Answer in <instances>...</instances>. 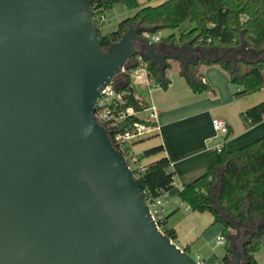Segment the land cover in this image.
<instances>
[{
	"label": "water",
	"instance_id": "1",
	"mask_svg": "<svg viewBox=\"0 0 264 264\" xmlns=\"http://www.w3.org/2000/svg\"><path fill=\"white\" fill-rule=\"evenodd\" d=\"M90 1L0 0V264H199L153 220L96 99L135 54L163 72L169 60L186 69L247 52L252 62L264 49L190 39L161 50L140 23L102 47ZM216 208L235 228L230 264H247L264 218Z\"/></svg>",
	"mask_w": 264,
	"mask_h": 264
},
{
	"label": "trees",
	"instance_id": "2",
	"mask_svg": "<svg viewBox=\"0 0 264 264\" xmlns=\"http://www.w3.org/2000/svg\"><path fill=\"white\" fill-rule=\"evenodd\" d=\"M121 3L125 8L134 10L133 15L122 19L115 30L101 32L107 12L116 4ZM90 11L96 32L102 47L119 40L126 28L140 23L154 33L162 30L170 32L160 34V42L182 44L193 40L198 44V38L210 37L211 45L221 48L245 45L255 50L264 49V0H165L157 5H142L138 0H91ZM101 16L105 17L103 20ZM188 22L189 26L182 28ZM242 55V54H241ZM148 74L162 89H166L169 79L167 70L171 67L166 62L165 69L160 72L156 64L147 59ZM216 63L228 76L230 83L236 86L235 96L255 92L264 87V58L255 61H245L243 58L232 60H200L196 64H188L185 69L178 64V73L183 76L190 89L195 93L209 91L213 88L205 80L202 65ZM138 64H136L137 66ZM126 105H132L137 110L148 103H141L133 97L134 89L126 84ZM240 118L246 127L252 126L264 117V100L240 112ZM139 120L134 116L127 122H122L111 131L126 129L128 123ZM164 145H156L142 151L141 156H149L163 151ZM172 160L169 156L159 158L133 169L137 186L144 199H153L162 192L178 197L186 202L191 211L210 212L214 223H221V235L225 238V254L221 258L224 264H230V236L235 232L234 226L225 222L216 208L217 203L222 211L228 213L233 220L245 222L246 208L251 223L264 218V135L254 141L239 147L222 144L218 157L208 170L198 176L192 183L178 188L174 180V171L170 168ZM219 186L216 194V182ZM174 210V211H173ZM159 222V226L172 240L177 237L175 228L169 223L173 209ZM264 247V225L252 233L244 246L247 264H258L255 253ZM189 251L187 246L183 248Z\"/></svg>",
	"mask_w": 264,
	"mask_h": 264
},
{
	"label": "crops",
	"instance_id": "3",
	"mask_svg": "<svg viewBox=\"0 0 264 264\" xmlns=\"http://www.w3.org/2000/svg\"><path fill=\"white\" fill-rule=\"evenodd\" d=\"M157 44L161 50L167 48L166 43ZM204 71V78L212 88L214 87V93L193 92L185 78L178 73L177 67L166 73L169 79L166 89L158 87L152 90L143 82L137 85L141 99L154 105L159 111V129L153 134L158 135L159 139L138 148L132 144L131 150L136 164L142 166L160 156H169L177 185L190 184L205 173L217 160L222 144L228 147H239L264 135V117L260 122L246 127L239 115L247 107L263 100L264 94L250 100L242 98L244 97L242 95V97L235 96V86L230 83L227 74L216 63L206 65ZM157 89H159L158 93ZM213 118L226 121L227 133L222 134L213 129ZM161 144L164 145V149L160 153L141 156L143 150ZM218 186L216 185V194ZM173 209H170L168 213L173 212ZM178 211L180 210L176 212ZM176 212L171 216H174ZM181 215L184 219L173 225L177 237L172 241L180 248L187 246L189 251L197 253L204 260L222 258L225 248L223 255L218 256L215 253L219 246H224L215 244L217 237L221 234L222 224L214 223L213 215L207 211H190ZM210 224L213 227L208 229Z\"/></svg>",
	"mask_w": 264,
	"mask_h": 264
},
{
	"label": "built area",
	"instance_id": "4",
	"mask_svg": "<svg viewBox=\"0 0 264 264\" xmlns=\"http://www.w3.org/2000/svg\"><path fill=\"white\" fill-rule=\"evenodd\" d=\"M101 18L103 20L105 19L103 16H101ZM141 36L156 44L160 42V34L154 33L149 29L142 31ZM197 42L200 45L209 46L211 38L207 37L203 39L200 37ZM143 58V55L135 54L133 65L129 63L126 67H122L120 72L112 78L110 83L100 89L94 111L96 119L110 132L123 121L127 122L134 116L139 118V120L128 123L125 130L116 131L114 134H111L112 143L125 156L132 170L139 168L131 150L133 142L138 138H145L153 135L155 131L159 129V111L154 105L148 103L140 110H137L132 105H126V96L128 94L127 91L123 90L124 85L129 84V86L134 89L133 97L137 99L139 103H141L142 99L137 90V85L143 82L149 89L158 86L154 79L148 74L147 62L144 61ZM136 64L138 65L136 66ZM212 127L216 132L222 134L228 131L226 121L221 118H213ZM170 168H172V163L170 164ZM176 186L182 188V185L176 184ZM146 204L153 220L161 231L163 230L159 226V222L170 209H179L182 214L191 211L190 206L186 202L180 200L178 197L170 196L167 192H162L153 199L148 198ZM215 244L225 245L224 236L220 234ZM192 257L199 264H224L221 258L204 260L197 253H194Z\"/></svg>",
	"mask_w": 264,
	"mask_h": 264
},
{
	"label": "rangeland",
	"instance_id": "5",
	"mask_svg": "<svg viewBox=\"0 0 264 264\" xmlns=\"http://www.w3.org/2000/svg\"><path fill=\"white\" fill-rule=\"evenodd\" d=\"M142 5H157L165 0H138ZM134 13V10H130V9H127L124 7L123 4L121 3H116L113 7V9L109 10V12H107V19L104 23V25L100 28V31L101 32H108V31H112V30H115L118 26V23L124 19L125 17L127 16H131L133 15ZM189 26V23L188 22H185L183 25H182V28H185ZM170 31L169 30H162L160 31V34H167L169 33ZM230 58L233 60L234 58H243L245 60H250V59H254L253 57H250V55L248 53H245V54H242V55H230ZM263 58H264V54H263ZM171 63V67L168 69L167 73H169L170 71L174 70L177 66H178V62L176 60H171V61H168ZM207 65H212V64H207ZM202 71L203 73L205 74V68H206V65H202ZM211 85V84H210ZM158 86L152 88L153 89H156L158 88ZM212 87V86H211ZM214 88V87H213ZM236 88V86H235ZM234 88V89H235ZM156 92L158 93L159 92V89L156 90ZM264 94V87L255 91L254 93H248V94H244L240 97L242 98H245L247 100H250L256 96H262ZM264 100V99H263ZM263 100H260V101H263ZM259 101V102H260ZM140 139L142 138H138L136 139V142H134L133 144L135 145V148H138L139 146H145L147 145L149 142L150 143H153L154 141H157L159 139L158 135H151L150 137L148 138H145L144 140L140 141ZM181 211H178L174 214V216H171L169 218V223H172L173 225L177 222V221H180L182 219H184V216L181 215L180 213ZM213 227V225H209L208 226V229ZM224 246H219L218 249L215 251L216 255L218 256H221L223 255V252H224ZM189 254L191 256H193L194 252L192 251H189ZM255 260L257 261L258 264H262L264 263V247H261L256 253H255Z\"/></svg>",
	"mask_w": 264,
	"mask_h": 264
},
{
	"label": "flooded vegetation",
	"instance_id": "6",
	"mask_svg": "<svg viewBox=\"0 0 264 264\" xmlns=\"http://www.w3.org/2000/svg\"><path fill=\"white\" fill-rule=\"evenodd\" d=\"M247 233V232H246ZM244 234H245V232H244Z\"/></svg>",
	"mask_w": 264,
	"mask_h": 264
}]
</instances>
